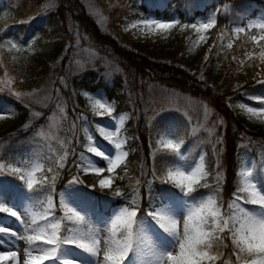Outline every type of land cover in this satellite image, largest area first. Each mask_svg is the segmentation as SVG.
<instances>
[{
  "label": "trees",
  "instance_id": "obj_1",
  "mask_svg": "<svg viewBox=\"0 0 264 264\" xmlns=\"http://www.w3.org/2000/svg\"><path fill=\"white\" fill-rule=\"evenodd\" d=\"M46 1L0 0V79L10 78L13 88L19 92L42 87L59 67L58 64H64L61 57L72 40V26L79 34L85 35L99 53L117 59L129 81V89L132 86L136 88L138 79L148 73L165 81L170 88L207 102L214 114L222 119L214 135L217 172L222 175L218 182L214 181L215 162L208 158V177L202 183H208L209 187H199L194 195L201 198L214 195L222 209H226L243 179L240 174L245 171L241 142L247 139L264 144V116H251L246 111L249 106L261 107L259 99L264 98V83H261L264 80V63L259 60L260 48L248 38L261 33L255 28L246 29L237 39L232 28L238 24L246 26L249 20L264 13V0H205L197 9L191 8L184 0L170 5L169 9L179 14L182 23L216 17V27L206 33L207 42L191 53L189 49L198 38L191 29L181 31L178 27L158 38L134 42L127 37L103 33L81 0H56L53 12L41 15ZM97 3L107 17L110 30L152 14L160 16L161 13V8L155 7L150 0H97ZM221 33L226 34L223 40L219 39ZM230 39L232 49L226 47ZM9 41L15 43L19 50L11 48ZM246 52L252 53L251 59L245 55ZM240 61L244 62L243 66ZM69 85L70 90H64V95L69 101L70 114L77 112L90 117L86 111V93L100 94L114 106L116 113L132 112L133 117L125 129L131 141L127 146L128 158L117 168L110 189H101L98 183L99 179L107 176L106 170L103 175H93L84 174L77 167L79 156L85 151L83 147L77 148L63 168L54 167L59 172L54 184L55 198L74 177H78L79 183L71 191L86 209H93L99 215L109 216L113 208L131 205L133 201L144 214L150 205H157L169 197H182L174 187L169 194L166 190L170 185L161 183L167 168L178 165L179 160L171 150L164 148L167 138L161 135L163 131L158 133L154 126L152 130L145 128L143 120L137 118L136 111L131 109L122 74L105 78L100 70L90 69L72 77ZM3 96L23 115V122L25 109L5 92L0 95V100ZM241 104L245 107L241 108ZM81 142L85 143L82 137ZM252 156L263 181L261 158L255 148ZM16 158L21 159V156L15 149L3 156L4 160H12V163ZM101 165L105 167L103 162ZM115 189H119L122 195L115 196ZM0 193V202L6 206L5 196L10 193L3 189ZM216 246L222 254V261L216 264H234L231 241L225 239L223 243L217 242Z\"/></svg>",
  "mask_w": 264,
  "mask_h": 264
},
{
  "label": "snow or ice",
  "instance_id": "obj_2",
  "mask_svg": "<svg viewBox=\"0 0 264 264\" xmlns=\"http://www.w3.org/2000/svg\"><path fill=\"white\" fill-rule=\"evenodd\" d=\"M156 2L160 7L166 6L164 0H156ZM140 25L150 34L169 32L178 27L181 31L191 29L197 34L198 39L195 44L198 45L207 42L206 33L216 27L217 20L214 15L191 23H182L175 18L165 21L145 17L130 27L137 28ZM253 28L258 29L261 34L250 35L248 38L260 48L259 60L264 63V44H261V41H264V20H249L246 26L238 24L232 28V32L238 39L246 29L250 31ZM225 35L221 33L219 39L223 40ZM9 43L11 48L17 49L15 43L11 41ZM226 47L233 48L231 39ZM245 55L249 59L252 58L250 52H246ZM240 64L243 66L244 62L240 61ZM261 83H264V80ZM16 95L19 96L20 93ZM259 103L261 105L259 108L247 107V113L255 117L264 116V98H260ZM240 107L245 106L241 104ZM92 108L98 117L114 118L113 107L103 103L101 99H95ZM4 118L0 115V120ZM124 119V116L119 117L121 123ZM99 132L111 146V150L106 152L94 142V136L88 135L86 151L94 154L95 157H101L106 161V167H94L89 160L88 166L83 167L82 170L97 175L106 170L109 177L99 179L98 183L101 189H110L114 182L113 174L128 155L122 150L126 141L118 138L119 127L108 129L105 125L99 128ZM163 146L171 150L179 161H185L186 158L180 151V143L168 139ZM66 156L67 153L59 158L56 169L64 167ZM81 158L83 159V154ZM56 169L53 167L45 169L40 162H34L30 168H25L19 163L6 164L0 161V171L6 170L9 174L17 176L26 184L29 192L39 193L40 195L34 200L37 204L45 206L42 212L26 209L22 215L21 210L15 205L5 206L0 202V214L7 213L25 225V234L18 236L15 230L4 226H0V233H7L10 238L23 239L28 245L24 250L22 261L18 250L14 247L8 251H0V264H9L10 261L12 264H83L80 259L81 253L92 258L90 264H137L138 261L142 264H216L217 261H222V254L216 246L217 242L223 243L225 239L231 241L234 264H264V186L252 179L251 170L241 172L243 179L225 212L222 211V205L218 204L214 195H207L206 198L194 195L199 187H209L208 183H202L208 176L202 157L200 163L188 169L180 165H170L166 177L161 178V183L170 185L166 190L169 194H172L173 187L179 190V195L182 194L184 217L181 229V216L175 214L171 197L160 201L157 205H150L143 215L140 213V207L133 201L131 205L116 208L103 221L94 220L88 212L71 202L66 195L73 185L79 183L78 177L69 181L65 190L59 193V211L62 215L57 216L56 201L53 196L54 184L59 175ZM45 171L51 175H43L40 179H36L38 172ZM114 194L117 197L122 195L119 189H115ZM245 205L253 207L249 208ZM28 215L30 220L25 219ZM153 228L156 232L152 231ZM149 233L154 237L151 243H149ZM157 233L163 237V240L157 238ZM225 233L228 235L225 236ZM0 243H3L2 237Z\"/></svg>",
  "mask_w": 264,
  "mask_h": 264
},
{
  "label": "rangeland",
  "instance_id": "obj_3",
  "mask_svg": "<svg viewBox=\"0 0 264 264\" xmlns=\"http://www.w3.org/2000/svg\"><path fill=\"white\" fill-rule=\"evenodd\" d=\"M81 1L103 33L113 34L118 37H127L134 42L155 39L167 33L156 32L150 34L147 29H143L142 25L137 28L130 27L137 21L118 29L110 30L107 17L99 7L97 0ZM151 1L156 7H160L157 5L156 0ZM176 1L164 0L166 6L161 7L165 9L161 13V16L153 14L150 18L154 17L165 21L173 18L179 19L174 10H168L169 5L177 4ZM184 1L191 8H200L205 2V0ZM55 7L56 0H47L41 15H49ZM202 19L204 18L199 20ZM253 20H264V13H260ZM70 32L73 35L72 40L66 46L67 50L61 57V59L64 58V64H58L59 67L56 68V71L53 72L42 87L29 92H19L13 88V83L10 78L0 79V95L5 92L14 98L25 109L26 113L25 120L21 122L23 115L17 111L16 107L8 104L5 100L0 101V115L5 117L0 120V161H4L6 164L7 162H11L12 160H4L3 156L8 151L15 149L17 154L21 156V159L16 158L15 162L25 168H30L34 162L42 163L45 169L48 167L54 168L59 158L65 156V153H67V156L64 160V165L70 155L75 153L77 148L83 147L85 151L79 156V165L81 166L79 169L84 174L97 175L91 171L85 172L82 170L83 167L88 166L89 160L92 161V166L94 167H100L101 162L105 163L106 167V161L86 151L88 144L87 136H94V142L96 144L106 152L110 151L111 146L108 145V142L103 139L99 132V128L105 125L108 129L119 127L120 133L118 138L126 141L122 146V150L128 153L127 146L131 139L125 132V128L133 117L132 112L124 111L116 113L114 106L107 102L100 94H84L87 100L86 111L90 114V117H85L83 114L81 115L77 112H73L72 114L68 112L69 101L64 95V90H70V79L87 70L97 69L101 71L105 78H110L116 74H122L124 76L126 84L125 92H128L129 105L132 110L136 111L137 118L143 120L144 127L152 130L154 126L157 128L158 133L163 131L161 135H165V138H167L166 141L173 139L174 143H180V151L186 159L183 162L179 161L178 165L188 169L200 163L202 157L204 169L208 173L205 163L208 158L213 156L211 157V161L213 163L215 162L214 170L216 171L214 181L218 182L222 174L217 172L218 156L215 149L214 135L217 127L221 125L222 119L214 114L213 109L208 103L187 93L170 88L165 81L159 80L153 74L148 75V73L143 78L140 77L138 79L136 88L132 86L133 88L129 89L127 86L129 81L116 58L99 53L85 35L79 34L77 28L71 26ZM195 41L189 49L190 53L204 43L201 42L196 45ZM16 93H20V95L17 96ZM95 99H101L103 103L110 104L114 109V118L96 116L92 108V103ZM120 116L125 117L123 123L119 120ZM81 137L85 140L84 144L81 142ZM241 145L244 149L245 170H251L253 172L252 179L259 181L264 186V180L262 181L260 171L252 156V151L255 148L260 155L264 172V144L243 139ZM82 154L83 159L81 158ZM46 173V171L38 172L36 179H40L43 175H51L50 173ZM108 177L109 173L104 178ZM115 178L116 175L113 174V180ZM11 185H14L16 188L14 190L15 195H9L7 197V206L15 205L17 209L21 210L22 215H24V210L26 209H31L34 212H42L44 210L45 206L37 204L34 200L40 195L39 193L29 192L26 184L20 181L17 176L15 177L9 174L6 170L0 171V190L3 189L7 193ZM66 195L70 198L71 202L79 205L96 221H103L116 209H112L109 216L99 215L93 209H86L85 205L72 193L71 189L66 192ZM54 200L56 201L57 207L56 215L60 216L62 213L59 211V196L58 199L54 198ZM172 204L175 214L181 216L180 226L182 229L184 212L181 198L172 200ZM222 211L226 212L227 208L222 209ZM5 215L6 217L0 215V220H2L0 226L13 229L18 233V236H23L25 234V225L19 223L7 213ZM25 219L30 220V215L25 216ZM152 231L156 232V229L153 228ZM0 237L3 238V243H0V251H8L14 247L18 250L22 261L24 259V250L28 247L26 241L18 238H10L7 233H0ZM149 237V243H151L154 237H151L150 233ZM157 238L163 240V237L159 233H157ZM80 259L83 261V264H90L92 258L88 257L85 253H81ZM9 264H12V262L10 261ZM137 264H142V262L138 261Z\"/></svg>",
  "mask_w": 264,
  "mask_h": 264
}]
</instances>
